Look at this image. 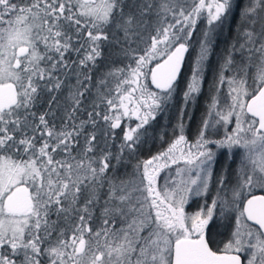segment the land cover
<instances>
[{"label": "snow or ice", "instance_id": "snow-or-ice-1", "mask_svg": "<svg viewBox=\"0 0 264 264\" xmlns=\"http://www.w3.org/2000/svg\"><path fill=\"white\" fill-rule=\"evenodd\" d=\"M233 7L0 0V264H264V195H253L264 191V0H246L240 11L194 143L184 131ZM202 18L174 139L132 165L177 91ZM220 156L227 160L217 171ZM181 162L179 182L160 188L161 171ZM212 186L210 205L189 213ZM217 213L229 222L234 215L235 225L214 249L206 229Z\"/></svg>", "mask_w": 264, "mask_h": 264}, {"label": "trees", "instance_id": "trees-1", "mask_svg": "<svg viewBox=\"0 0 264 264\" xmlns=\"http://www.w3.org/2000/svg\"><path fill=\"white\" fill-rule=\"evenodd\" d=\"M240 13L233 7V14L230 17V24L228 25V32L231 34L233 30V25L236 24L235 18H238ZM204 23L203 20L199 21ZM201 29V28H200ZM199 28L197 23L196 32L194 33L192 40L190 42L189 50L185 55L183 66L181 69V75L178 81V88L172 101L167 105L166 111L157 116L155 121H152L149 125V130L145 142L142 144L137 157L132 161V165H135L137 161L143 163V161L158 155L164 150L165 146L168 145L173 136V130L178 128V120L180 117V109L183 105L182 93L185 90L186 84L190 79V64L192 58V50L195 48L192 45V41L196 43V38L198 35ZM197 33V34H196ZM215 46V45H214ZM215 48L213 47L209 60L205 63V79L202 85V91L199 94L197 100L194 101L192 106H188L187 113L184 115L183 120L186 123V129L192 134L195 130H198L199 126L202 124L203 119L206 117L208 109V101L214 94L212 89V82L216 78L220 63L223 59L221 55L220 61L215 59ZM217 68V70H216ZM149 82V81H148ZM150 84V82H149ZM225 94V93H224ZM136 121H125V126L129 124L135 125ZM190 139L193 137L189 135ZM227 158L225 156H220L219 161L216 164V170L219 171L221 167L225 164ZM236 170L235 164L233 165L232 171ZM132 171V167H129V172ZM123 172V169H121ZM234 179V178H233ZM261 193L264 191L254 190L253 194ZM215 186L210 187L209 192L206 196L194 197L189 204L186 206V210L189 213L195 212L200 206L204 204L211 203L212 198L215 196ZM235 225V218L231 221H223L220 219L218 213L213 221H210L208 228L206 229V236L211 241V246L214 249H219L223 247V244L230 238L232 229Z\"/></svg>", "mask_w": 264, "mask_h": 264}, {"label": "rangeland", "instance_id": "rangeland-1", "mask_svg": "<svg viewBox=\"0 0 264 264\" xmlns=\"http://www.w3.org/2000/svg\"><path fill=\"white\" fill-rule=\"evenodd\" d=\"M188 2L190 4L191 3V0H188ZM235 3H236V0H234V8H236V10L240 13L241 9L243 8L244 4L246 3V0H239V4H240V7L239 8H237L235 6ZM229 19H231V18H229ZM200 20H203L204 23L203 22L200 23L199 22ZM200 20L198 21L199 31H197L198 32V35H196L197 36V38H196L197 41H196V43H195V41H194V43L192 41V45H194L195 48L192 50V58H191V64H190V76H191V72L193 70V67H194L195 61L197 59L198 52H199V43H198V41H199V38L201 36V32H202L203 29L207 28L206 19H203L202 18ZM234 21L236 22V24L233 25L232 28H233L234 31L231 34L228 32V25L230 24V20H228V22L225 23V25L223 26L222 29H218L217 32H216V35H215V38H214V45H215L214 48H215V51H216L215 52V59L218 60V61H220L221 55L224 56L226 54V51L228 50V48L230 47V45L235 40V37H236L237 32H238V25L241 22L240 16L238 18H235ZM237 60H239V56H237ZM155 63L156 62H153V65ZM216 70H217V68H216ZM229 75H231V73H229ZM228 92H229V88H228L227 84H225L223 86L222 91L220 92V100H221V104L222 105L227 100ZM193 104H194V101L189 106H192ZM182 107H183V105H182ZM178 123H179V120H178ZM184 124H185L184 131H185V134H186L189 142L194 143L195 142V139L197 137L198 131H199L200 127H201V125L199 126L198 130H195L194 132H192V134L189 133V135H192L193 136L190 139V137L188 135V131L186 129V123L184 122ZM231 127H234V125H230L229 126V129ZM177 130H178V128H177ZM225 131H226V129L223 128V127H221L220 130H219V134H218V136L216 138H222L224 136V134H225ZM169 144L165 146V148H164L163 151H166V149L168 148ZM212 150L214 152L221 151V150H217L214 146H212ZM163 151H161V152H163ZM233 151L236 153V162L238 163L239 160H240V158H241L240 153L242 152V150L241 149H234ZM225 157L227 158V156H225ZM187 167L188 166L184 165L183 162H181L180 164H171V166L169 168L163 169L161 171V173H160V177L158 178L159 187L160 188H164L165 185H166V182H167V186H169V187L173 186V183L174 182H179V180L181 179V177L180 176H177V172H176L177 168H185L186 169ZM183 177H184V179H187L188 178L187 171H185V173L183 174ZM193 177H194V173H193ZM167 178H171V179H167ZM257 190H259V189H257Z\"/></svg>", "mask_w": 264, "mask_h": 264}, {"label": "water", "instance_id": "water-1", "mask_svg": "<svg viewBox=\"0 0 264 264\" xmlns=\"http://www.w3.org/2000/svg\"><path fill=\"white\" fill-rule=\"evenodd\" d=\"M186 55V54H185ZM159 62H162V61H159ZM155 66V64L153 65V67ZM183 66V65H182ZM150 81V79H149ZM253 195H264V194H261V193H256V194H253ZM250 223V222H249Z\"/></svg>", "mask_w": 264, "mask_h": 264}]
</instances>
